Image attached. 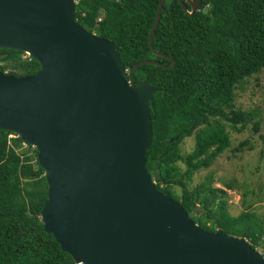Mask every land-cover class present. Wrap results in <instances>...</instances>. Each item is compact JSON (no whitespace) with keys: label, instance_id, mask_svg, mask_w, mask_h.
<instances>
[{"label":"water","instance_id":"1","mask_svg":"<svg viewBox=\"0 0 264 264\" xmlns=\"http://www.w3.org/2000/svg\"><path fill=\"white\" fill-rule=\"evenodd\" d=\"M76 0H0V49L28 52L31 77L0 71V130L38 151L47 233L75 264H264L246 239L208 232L161 193L146 165L158 88L135 82L115 42L75 19ZM194 15L201 0H186ZM165 0H160L153 49Z\"/></svg>","mask_w":264,"mask_h":264},{"label":"trees","instance_id":"2","mask_svg":"<svg viewBox=\"0 0 264 264\" xmlns=\"http://www.w3.org/2000/svg\"><path fill=\"white\" fill-rule=\"evenodd\" d=\"M159 2L78 0L75 18L90 33L114 41L126 69L148 59L170 67L148 42ZM152 45L176 65L146 64L134 73L135 82L147 78L158 87L150 111L152 147L146 152L151 177L204 230L244 238L253 248L264 246V219L252 210L254 203L232 215L227 191L212 185V174L190 186L196 172L209 169L231 147L228 127L237 133L251 123L254 132L261 128L260 113L237 108L234 96L239 84L264 69V0H201L192 16L179 0H165ZM21 53L0 49V71L14 77L39 72L41 62ZM193 136V149L183 154L184 141ZM37 155L16 134L0 130V264H75L45 231L41 210L48 184ZM180 162L186 164L184 171ZM224 187L241 190L244 201L249 195L236 178Z\"/></svg>","mask_w":264,"mask_h":264},{"label":"rangeland","instance_id":"3","mask_svg":"<svg viewBox=\"0 0 264 264\" xmlns=\"http://www.w3.org/2000/svg\"><path fill=\"white\" fill-rule=\"evenodd\" d=\"M77 2V0H76ZM23 58L30 57L28 52L20 54ZM234 103L243 111L256 110L262 117L261 128L254 132L252 123L241 133L235 132L231 127L227 130L231 133L232 145L222 153L209 169L196 172L191 187L203 182L204 178L212 174L213 186L224 188L227 191L228 211L232 215H238L249 202L254 203L253 209L264 219V69L250 78L244 80L235 89ZM13 136V135H11ZM245 141L240 150V144ZM248 141V142H247ZM195 145V138L190 137L184 141L181 152L189 153ZM182 171L186 164L180 162ZM236 178L240 186L249 191L244 201L241 190H228L224 182ZM258 250L264 254V246Z\"/></svg>","mask_w":264,"mask_h":264},{"label":"clouds","instance_id":"4","mask_svg":"<svg viewBox=\"0 0 264 264\" xmlns=\"http://www.w3.org/2000/svg\"><path fill=\"white\" fill-rule=\"evenodd\" d=\"M193 1V0H192ZM196 1V0H195ZM76 2V1H75ZM184 2H187L186 0H184ZM77 3H78V0H77ZM190 4V3H189ZM186 5V4H185ZM198 8V7H197ZM188 9V8H187ZM76 19V18H75ZM99 20H101L100 18H99ZM157 51V50H156ZM162 53H164V52H162ZM166 54V53H165ZM167 56H169L168 54H166ZM156 56H158V55H156ZM159 57H161V56H159ZM169 57H171V56H169ZM162 58H164V57H162ZM171 58H173V57H171ZM164 59H166V60H168V61H170L171 63H172V65L169 67V66H166V65H164V64H162L160 61H158V60H156V59H152V60H156V61H158V62H160L161 64H162V66L161 67H165V68H172V67H174L175 65H176V63H175V65H173V62L171 61V60H169V59H167V58H164ZM174 59V58H173ZM149 60V59H148ZM175 60V59H174ZM145 61V60H144ZM176 61V60H175ZM141 62V61H140ZM135 65V64H134ZM146 65V64H145ZM150 65V64H149ZM125 66V65H124ZM131 68V67H130ZM130 68L129 69H126V77L128 78V71L130 70ZM136 71V70H135ZM135 71H134V73H135ZM134 73H133V77H134ZM6 74V73H5ZM145 79H147V78H145ZM144 80V79H143ZM143 80H141V81H143ZM149 80V79H148ZM140 82V81H139ZM137 83V82H136ZM149 83H150V81H149ZM154 87H156V86H154ZM158 88V87H157ZM158 91V90H157ZM157 93V92H156ZM155 96V95H154ZM7 131V130H6ZM13 133V132H12ZM19 137V136H18ZM25 145V144H24ZM33 147V146H32ZM146 165H147V163H146ZM148 169V168H147ZM153 179V178H152ZM154 180V179H153ZM155 181V180H154ZM155 183H156V181H155ZM157 185V184H156ZM158 188V187H157ZM159 190V189H158ZM162 193V192H161ZM168 196V195H167ZM174 200V199H173ZM175 201V200H174ZM177 202V201H176ZM180 203V202H179ZM182 205V204H181ZM184 208V207H183ZM186 211V210H185ZM189 214V213H188ZM191 216V215H190ZM192 219V218H191ZM196 223V222H195ZM200 226V225H199ZM202 228V227H201ZM217 231V230H216ZM225 233V232H224ZM236 237V236H235ZM239 238V237H238ZM244 239V238H243ZM248 242V241H247ZM249 243V242H248ZM250 244V243H249ZM251 245V244H250ZM252 246V245H251ZM263 246V245H262ZM253 248V247H252ZM254 249H256L258 252L260 251V250H258V248H254ZM260 253V252H259ZM261 254V253H260ZM261 255H263L264 256V254H261Z\"/></svg>","mask_w":264,"mask_h":264}]
</instances>
